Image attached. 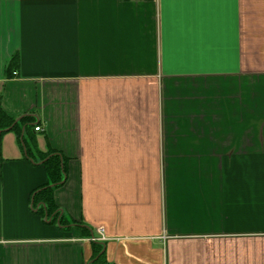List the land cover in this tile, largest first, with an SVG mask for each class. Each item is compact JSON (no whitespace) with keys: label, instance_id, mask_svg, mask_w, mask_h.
Wrapping results in <instances>:
<instances>
[{"label":"crops","instance_id":"crops-1","mask_svg":"<svg viewBox=\"0 0 264 264\" xmlns=\"http://www.w3.org/2000/svg\"><path fill=\"white\" fill-rule=\"evenodd\" d=\"M0 95V264H264V0H0Z\"/></svg>","mask_w":264,"mask_h":264},{"label":"trees","instance_id":"trees-1","mask_svg":"<svg viewBox=\"0 0 264 264\" xmlns=\"http://www.w3.org/2000/svg\"><path fill=\"white\" fill-rule=\"evenodd\" d=\"M17 63V56L14 55L10 58L8 65L6 66L5 72L6 75L11 76L15 70ZM1 97V95H0ZM29 124L26 123L25 128L28 129ZM18 127V122H16L15 117H10L6 115L0 107V141L2 133L6 130L16 129ZM22 144H24L26 153L29 155V149L25 140L22 139ZM40 160L42 165L46 169V173L49 181L42 187L34 190L32 197V206L37 207V213L44 217L46 216V221L49 223H56L58 225L64 226L69 224L68 220L63 217V214L60 215V211L57 210V206L54 201V190L62 186L65 182L66 171V162L63 158L60 160L59 156L52 153V151H46L41 153ZM92 264H105L104 261V251L102 247L99 248L92 259Z\"/></svg>","mask_w":264,"mask_h":264},{"label":"built area","instance_id":"built-area-1","mask_svg":"<svg viewBox=\"0 0 264 264\" xmlns=\"http://www.w3.org/2000/svg\"><path fill=\"white\" fill-rule=\"evenodd\" d=\"M34 129H35V131H38V130H40V127L36 126V127H34Z\"/></svg>","mask_w":264,"mask_h":264}]
</instances>
